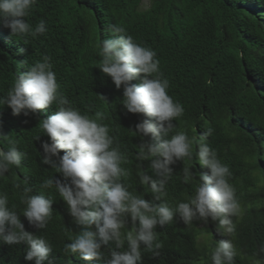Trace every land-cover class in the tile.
Here are the masks:
<instances>
[{"label":"trees","instance_id":"trees-1","mask_svg":"<svg viewBox=\"0 0 264 264\" xmlns=\"http://www.w3.org/2000/svg\"><path fill=\"white\" fill-rule=\"evenodd\" d=\"M149 1L150 7L142 10L144 0H37L25 18L33 26L41 19L45 21L46 32L35 39L14 37L0 22V98L7 94L18 70L26 71L20 64L31 66L44 55L50 56L60 91L73 107L91 118L97 112L104 114L102 122L110 126L127 159L123 167L130 172L129 191L151 201L150 191L138 177L140 162L136 155L141 136L131 132L150 118L127 112L121 104L123 87L117 89L111 77L98 68L101 58L94 50L97 43L113 36V26L124 27L138 43L156 52L160 70L170 84L168 94L185 109L182 118L174 121L176 128L171 134L183 131L199 141L202 133L212 129L204 143L229 167V183L241 204L240 215L233 218L237 223L236 246L241 256L250 258L259 253L258 259L263 258L264 0ZM142 79L143 74L131 83L139 85ZM56 110L54 104L38 114L15 116L7 105L0 106V132L10 135L18 149L28 153L20 167L13 166L5 178H0V193L8 195L9 207L16 205L26 231L49 241L52 264H103L63 253L65 244H70L82 228L74 224L66 203L54 189L40 187L46 178L63 180L50 165L42 163V145L51 141L43 135L39 123ZM144 139L160 142L151 135ZM7 147V143L0 144V148ZM142 167L155 179L149 170L150 161H144ZM171 167L165 200L175 207L194 195L198 177L184 183V162L177 161ZM208 171L198 162L192 169L194 176ZM16 183L21 188L31 187L30 194L53 200V215L46 229H38L22 215L25 205L21 203V190L14 188ZM208 222L210 228L199 230L202 220L185 225L179 217L174 218L158 239L162 243L160 258L175 259L180 264L197 262L202 255L197 240H219L218 221L208 218ZM131 227L129 217L123 231ZM27 247L0 244V264H34L25 259ZM111 248L114 245L102 247L106 258ZM141 251V264H161L151 260L154 254L143 246ZM143 253H149V258Z\"/></svg>","mask_w":264,"mask_h":264},{"label":"clouds","instance_id":"clouds-1","mask_svg":"<svg viewBox=\"0 0 264 264\" xmlns=\"http://www.w3.org/2000/svg\"><path fill=\"white\" fill-rule=\"evenodd\" d=\"M36 2L0 0V22L10 29L12 36L35 39L46 32L43 19L35 26L25 19ZM111 31V38L95 45L96 55L101 58L98 68L111 77L117 89L123 87L121 104L127 112L150 118L138 123L131 132L141 136L136 155L140 162L138 177L140 184L150 191L151 201L129 191L130 172L123 167L127 159L110 126L102 122L104 114L97 112L91 118L73 107L60 91L50 56L44 55L31 66H26V62L20 64L26 71L18 70L7 94L0 98V106L7 105L15 116L38 114L56 105L57 110L39 123L43 135L51 141L42 145V163L50 165L63 180L54 176L46 178L40 187L54 189L66 203L74 224L82 228L70 244H65L63 253L78 255L84 261L100 260L103 264H141L143 246L154 254L155 257H150L154 262L180 264L175 259L160 258V234L177 217L185 225L204 221L199 230L210 228L207 221L211 218L218 221L219 240H197L202 255L193 264H239L241 261L264 264V257L258 259L259 253L250 258L241 256L236 246L237 223L233 218L240 215L241 204L236 189L229 183V167L222 163L216 150L204 143L212 129L202 133L199 141L183 131L171 134L176 128L174 121L182 118L185 109L168 94L170 84L160 70L156 52L138 43L124 27L113 26ZM142 74V83H131ZM149 135L159 138L160 142L144 139ZM39 139L37 136L36 140ZM4 143L8 147L7 150L0 148V178H5L13 166L20 167L28 156L18 149L10 135L0 132V144ZM144 161H150L149 170L155 179L143 170ZM177 161L184 162L183 182L189 183L198 177V183L194 195L186 202L170 207L165 200L166 186L173 174L171 165ZM196 162L209 171L197 172L194 176L192 169ZM14 188L21 190V203L25 205L22 215L38 229H46L53 215V200L30 194L32 188H21L19 183ZM20 217L15 204L9 207L8 195L0 193V244H26L27 261L52 264L49 257L53 248L49 241L43 235L26 231ZM129 217L132 227L125 232ZM109 245L114 248L106 258L102 247ZM260 253H264V247ZM143 254L149 258V253Z\"/></svg>","mask_w":264,"mask_h":264},{"label":"rangeland","instance_id":"rangeland-1","mask_svg":"<svg viewBox=\"0 0 264 264\" xmlns=\"http://www.w3.org/2000/svg\"><path fill=\"white\" fill-rule=\"evenodd\" d=\"M149 7H150V1H149V0H144L141 9H142V10H146V9H148ZM207 224H208V226H209V223H207Z\"/></svg>","mask_w":264,"mask_h":264}]
</instances>
